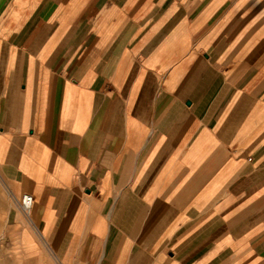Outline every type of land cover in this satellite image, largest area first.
Returning <instances> with one entry per match:
<instances>
[{
    "label": "crops",
    "instance_id": "crops-1",
    "mask_svg": "<svg viewBox=\"0 0 264 264\" xmlns=\"http://www.w3.org/2000/svg\"><path fill=\"white\" fill-rule=\"evenodd\" d=\"M0 188L33 264H264V0H0Z\"/></svg>",
    "mask_w": 264,
    "mask_h": 264
},
{
    "label": "rangeland",
    "instance_id": "rangeland-1",
    "mask_svg": "<svg viewBox=\"0 0 264 264\" xmlns=\"http://www.w3.org/2000/svg\"><path fill=\"white\" fill-rule=\"evenodd\" d=\"M1 195L0 188V264H33V262L24 260L21 252L18 250L19 245L16 237L9 234L10 224L3 218L4 204L1 202ZM23 215L27 218L24 213ZM22 243L25 251H27L26 253H28L31 248V241L26 234L22 237Z\"/></svg>",
    "mask_w": 264,
    "mask_h": 264
},
{
    "label": "built area",
    "instance_id": "built-area-1",
    "mask_svg": "<svg viewBox=\"0 0 264 264\" xmlns=\"http://www.w3.org/2000/svg\"><path fill=\"white\" fill-rule=\"evenodd\" d=\"M33 196L32 194L25 192L21 195V197L17 200V205L19 209L26 215H30L31 208L33 206Z\"/></svg>",
    "mask_w": 264,
    "mask_h": 264
}]
</instances>
